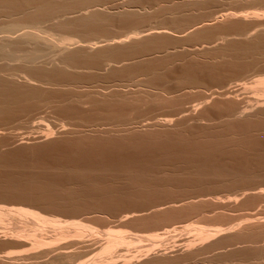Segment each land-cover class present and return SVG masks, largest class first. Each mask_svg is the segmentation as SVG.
I'll return each mask as SVG.
<instances>
[{
  "label": "rangeland",
  "instance_id": "obj_1",
  "mask_svg": "<svg viewBox=\"0 0 264 264\" xmlns=\"http://www.w3.org/2000/svg\"><path fill=\"white\" fill-rule=\"evenodd\" d=\"M61 1L64 2V0ZM61 1L59 2V0H54V4L56 5V3L58 4V2L61 3ZM90 1L92 2V4H90ZM93 1H97V3L95 2V4L97 5H95ZM258 1L260 0H85V2L87 3L84 4V6L92 5L93 9L95 8L97 12H99V20L98 18H96L92 22H84L82 20H79L80 22L77 21V18L79 19L81 14L80 16L78 15L79 17H75V14H79V12L66 13L69 16L71 15L70 19L69 17L67 19V17L65 18V16L67 15L63 13L64 15L62 17V15L59 14V12L61 11H59L56 15H54L55 19H53V17H50L54 21L52 19L47 20L46 18H37L35 20L30 17L31 15L29 16L28 14L29 17H26V19L28 18V20L25 19L24 21H37L39 25H35L40 27H37V29H32H34V32L42 37H45L49 33L50 36L48 34V38L50 37L52 39V37L55 36L56 39L53 38V40L58 41V37H60V35H64L68 36L71 40L75 39V41H80L79 43L84 45H87L90 42L92 44V42H94L98 47H94V50H91L89 48L87 50L85 49L86 51L84 49L83 51L82 49L77 47L78 49L76 48V52L82 50L81 52H79L80 54H74L75 48L73 47L74 50H72L71 53H73L74 51V55L70 54L71 56L69 57V60L71 58V63L67 59V61H69L70 63L69 66H73V68L67 67L68 69L65 72L53 70L54 66H52V64L55 65V62L58 63V61L61 60V55H58V52L55 50L53 51V49L51 48L45 47L44 49V47L39 44H36L34 46L32 45L37 50V56L35 59V64L36 61L37 64L33 65V63L31 66L32 68L35 67V70L31 69L28 64L27 68V65L22 62L21 59L18 62L19 58H14L15 60L10 61L9 58L4 57V59L2 56H0V58L2 57V60L0 59V68L4 70V68L6 67L5 71L7 73L9 71L16 72L13 74L15 75V77H13L14 83L10 82L7 85L10 80H7L8 82H5L6 80H4V78H0L4 80H2V84H6L7 88L9 89L10 87L8 86L12 84V90L18 89L17 91L22 95L21 99H19V101L22 102L21 106L19 104L16 105L17 109L20 110L19 106L22 107L24 105L23 109L21 108L22 112L17 110L16 107H14L15 105H10L8 108L4 109V112H0V206L5 205L6 208L10 206L9 209L17 206L26 208L28 207L29 209L39 211L44 215H54L55 217H58L62 220H79V222H83V224L85 225L88 223L89 225L86 226V230L84 229L81 232L82 234L80 233L81 228L80 230H78L79 232L77 231L78 234H81V237L84 235L83 233H85L87 230L89 231V229L92 231L96 230L97 228V231H87L85 233L86 236H83L81 240V237L77 238L79 239V242H83L80 243L81 247L83 248L80 247V244H76L78 242L76 241V239L73 240L74 242L72 244L69 243V247L71 248H68L70 250H65L67 249L68 244H65L64 246L63 243L72 242V239L79 237L77 233L72 232L75 234V236H73V234L70 232L72 236L69 234V237L67 235L65 236V238L59 239L57 243L51 238L54 236V234H56V229H53V226L49 225L50 227H47L46 224V226H44V224H41L39 222L36 223L35 220L33 221V219L29 217L17 215V217L19 218H14V216H16V213L14 211H11V214L14 213V216L12 215V218L11 214L9 215L10 217L5 215V217L2 216L1 218L0 216V233L2 234H0V257H3L4 253V257L6 254L9 255V251L17 254L19 252L20 255H22V253L24 254V252L28 253V251H30V245L28 246L27 244L23 243V241L18 242L16 240H10L7 237L5 238L3 234L8 229L14 232L28 231V233L35 232V229L37 232L38 230H42L44 231L41 232L42 235H46L47 237L51 238V240L48 241V239L47 242L52 241L53 244L55 243L54 246L56 244H58V246L61 245L62 247H64L65 252L67 251L66 253L70 251L68 256H74L73 258L79 256V259L81 261L88 260V262L86 261V264L89 262V264H102L104 258H108L107 254H103L106 256L102 255V257H100L101 255L99 254L101 242L103 244L107 236L105 233L106 230L104 228L111 227L113 229L120 228L122 230L126 227L125 229H123L125 232H127V229L128 231H131L130 233L127 232L128 234L124 233V236H126L128 239H141V242L137 240L138 242L134 243L136 247H139L141 245H150L153 242V239L149 240L148 237V234L150 232L153 231L154 233L158 232L161 234L162 232H164L165 228H174L175 232L171 231V233L169 232L170 234L167 233L165 236L164 234L160 236L159 244L161 246L158 247V245H156L157 248H155V250L153 249L152 253L150 254L151 257H149L148 255V258L151 259H155V257L159 258H156V261H158L156 264H199V262H202L200 264H209V262L207 261L210 260L212 262H210L211 264H264V260L262 259L260 261V259L258 258L264 255V235H262L264 234V229L255 226L244 227V224H241V222L245 223L244 221L248 217V215L264 212V192H262V195L253 192L254 188L258 186L262 188L264 187V103H262V100L258 98L259 95L257 96L255 92L252 91V87V89H250V87L247 89V86H250L255 78L264 75V37H262L264 35L261 36L260 34L262 31H264V0H261L260 2ZM254 2H256V4ZM89 9L90 8L88 7L87 13L91 12L88 11ZM127 10H130L129 13H131L133 10V12L131 13L132 15L130 14V16H127L129 14ZM254 10L255 13L260 14V18L258 17L259 19L255 20V18H252L251 12H253ZM84 11L86 12V10H81V12ZM228 11L236 14L234 15V18H225V16H223L224 14L228 13ZM125 13H127V15ZM135 13L137 14L135 15ZM245 13H247V17L242 18V14L245 15ZM9 17H13L14 19L12 18V20L19 19L20 21H23L22 19H24L23 15H19L16 17L13 14L11 16H3L2 18H0V23L2 21V23L10 21L11 19ZM135 17L138 18L135 19ZM56 18L60 19L59 23L61 24L58 25V22H56ZM42 19L46 20H44L43 22ZM66 19L67 22L63 23L62 21L65 22ZM73 19H75V21ZM95 20L100 23H97ZM236 24L238 27L236 26ZM214 27L216 29H214ZM219 28H221V30ZM29 29L30 28L27 29L25 27V29L23 28L21 30ZM236 29L237 31H235ZM257 29H260V32H257ZM21 30L17 31L14 35H17ZM136 30L138 32L140 31L139 35L140 37H144V39L140 38L139 35L137 36L136 34L138 33L132 32H137ZM203 31L205 32V34ZM253 31V34L255 35L251 34ZM193 32H195V34ZM127 33L129 34V36H127ZM133 33L136 35V39L137 37H139L137 40L134 39L135 37H132L135 36ZM148 33H151L152 36H149ZM159 33L161 34L159 35ZM211 33L213 35H211ZM52 34L53 36L51 37ZM130 34H132V38L130 37ZM201 35L202 37H200ZM118 36H124V38L125 36H127V40H125L126 43H124L126 46L124 44H121V46L111 45L110 48L106 46L103 49V47L107 43L111 42L107 39H109L110 37V39H114L112 37L118 39ZM221 36L223 38H221ZM130 39L134 41V44L133 42L130 43L132 40L129 42ZM152 39H154L153 41L155 42L151 41ZM253 39L255 42L252 41ZM214 41L217 45L214 43ZM152 42L153 44H151ZM232 42L236 44L234 45ZM18 46H13V48H17H14L15 51L19 49ZM100 46L102 47L99 49ZM206 46H209V48ZM21 47L22 48H20L19 51H21L22 54L28 47L23 44L21 45ZM202 47L205 50H203ZM199 48L202 49L200 50ZM41 49L42 51H40ZM194 49H197L198 51ZM82 52L84 53V56H82ZM2 53L0 55H2ZM17 54H20V52H18ZM179 54L183 55L180 56ZM83 57L85 59H83ZM57 58H59V60ZM50 59L51 61H53L52 64L50 63ZM5 60L6 62H4ZM150 60L153 61H151L150 63ZM230 60L232 61V63ZM90 61L93 63H91ZM168 61L169 63L167 64L166 62ZM110 62L112 66H110ZM17 63H19L20 66ZM22 63L25 67H23ZM50 64L53 69L50 67ZM151 64L153 67L151 66ZM8 65L10 67H8ZM7 67L8 69H12L8 71ZM20 67L22 68L20 69ZM143 68L146 69L144 70ZM28 70L29 72L27 76V72L25 71ZM29 73L31 75L35 73L36 75L34 74L33 76H30ZM0 74L3 73L0 72ZM23 77H27L29 84L31 83V80H29L28 77H34V79H32L34 81V83L32 82V85H34L35 87H30L29 84H25L26 78ZM245 82V85L247 86H245L246 88H243L242 83ZM13 85L16 89L13 87ZM32 87L33 89H31ZM237 87L238 89L234 90V88L236 89ZM47 88L50 90H48ZM224 89L225 92L233 89L232 91H235L236 93L234 94L237 95L234 96L233 94L234 97H232V94H229L231 96L228 95V98L225 99L227 95L223 94L222 91H224ZM145 90H148V93L150 92L149 95L147 94V92H144ZM117 91L120 92L118 93ZM167 91L169 92V94ZM185 91H187V93ZM122 92L126 93H124L125 96L122 94ZM128 92H131L130 95ZM153 92L155 93V95ZM159 92L161 94H157ZM151 93H153V96ZM210 93L212 94V96ZM115 94L118 98L115 97ZM147 95L148 97H146ZM150 95L154 99H152ZM205 95L207 96L208 100L210 99L208 102L207 99L204 98ZM219 95L221 96L218 98ZM122 96L124 97V100L122 99ZM163 97H165V100L163 99ZM176 97H180V100ZM82 98L85 99L83 100ZM77 100H82L81 102L83 103L79 104L80 102H76ZM227 100L229 103L227 102ZM134 101L135 103H133ZM168 101L170 104L168 103ZM75 102L77 104H75ZM103 102L105 103V105ZM166 102L168 104H166ZM39 104L41 105V107ZM194 104H198V108L197 106H195V109H192V106ZM161 105H164V107ZM80 107L86 109H82ZM130 107L131 109L133 108V111L136 112H133ZM123 108L124 113L122 111ZM168 108H172L173 110H170ZM14 109L16 111H13ZM162 109L164 112L162 111ZM182 109H186L184 110V112L187 114L182 112L177 116V113ZM117 111L119 112L117 113ZM108 114L109 116L107 117L106 115ZM33 116L34 119L31 118ZM164 117H170L171 120L163 125L162 123L157 122L158 119ZM114 118H117L118 120H113ZM74 119L76 120V122ZM41 121H45V123L47 122L46 124H48V128H46L45 125L43 126L44 123H42ZM67 121L71 124L66 123ZM37 123L40 126L36 125ZM118 127H120L121 129ZM48 130V134L53 133L52 135L50 134L49 137L48 134L47 136L46 134L43 135V133L48 132ZM100 130L102 131V133ZM225 139H227L228 142ZM79 145L81 146V148ZM151 177L153 181L151 180ZM171 191H173L174 193ZM91 192H93V194H89ZM172 193L174 195H172ZM170 195L172 198L170 197ZM198 195L199 197H202L203 200H205L204 203L200 201V198L195 199L196 202L193 203V206L192 204L186 205L182 201V199L185 200L186 197H198ZM258 195H260L261 197H259ZM205 197L208 199H206ZM161 198H163V200ZM217 198L219 200H217ZM105 199L108 201H105ZM111 199L112 201H110ZM159 200L160 205L165 207L162 208L167 212L162 211V214H158L159 212H153V207L157 204L159 205ZM198 200L200 201V203ZM170 201L171 204H175L173 205L174 208L169 206ZM163 203H167L166 205L169 206V209L172 212H169L170 210L168 209V206L164 205ZM180 203H182V205ZM176 204L178 205L176 206ZM73 210L76 213H74ZM129 212L130 214L135 212L134 214L137 213L138 215L136 214L129 218H121L122 215H124L125 213L128 214ZM147 213L149 216L147 215ZM257 216L262 218L264 216V213L263 215L260 214ZM138 217L140 218V220H136L139 219ZM143 217L144 219H142ZM23 218L26 219L25 221L28 220V222L23 221ZM16 220L20 221L17 222ZM191 221H193L194 223ZM2 222L4 226L6 224L5 227L2 226ZM187 223H190L189 225L191 226L189 227ZM195 224L204 226L205 228H219L220 224L223 228L234 225L236 227V225H238L241 229L237 230V226V228L233 229L235 232H219L220 235H216V239L218 238L219 240H215V238L213 237L211 238V240L209 239L210 241L206 242V240H203L202 242V240L197 239L199 236H197L196 231L194 230ZM185 225L187 228H185ZM180 226L182 227V229ZM92 227H94L95 229H93ZM256 230H259L258 232H261V234L256 232ZM192 231H195V233L193 234ZM7 232H9V230ZM137 233L140 234V236ZM144 233L146 234V236H144ZM94 234L95 236H93ZM98 235L101 236V239ZM90 237L93 239H91ZM88 239H90V242ZM193 239L194 242L191 241ZM187 240L189 244L192 242L190 246L192 245L193 248L192 246L190 247L188 245ZM8 241L10 242L8 243ZM60 241L62 242L60 243ZM92 242L95 244H93ZM214 242L215 244H213ZM260 242L262 244H260ZM18 243H20L21 246ZM52 243H49V245L51 246ZM82 244H85L86 246ZM134 244H130V246L133 245V247H129V249L125 248V246H122V249L121 247H117V250L115 249L117 252L111 253L110 255L113 254L112 256H115L117 254L116 256H118L119 253H125L126 249L132 251L135 249ZM61 246H59L60 251L57 249L54 252L42 256L41 258H39V260L42 259V262L45 260L44 262H46V264H62L60 260L61 256H58L59 252L61 253V251H64ZM128 246L126 245V247ZM81 249H83V251ZM86 249L87 251L85 253ZM97 251H99V253ZM164 251L165 253L163 254ZM54 253H57L56 256H54ZM96 254L97 258L94 257V255L96 256ZM80 255H83V257H81ZM23 256L26 255H22L19 257ZM45 256L46 258L48 257V260L44 258ZM72 257H67L66 259L68 263H66V261L64 263L70 264L72 262L71 264H77L78 261H80L77 257L75 259H72ZM69 258L71 260L70 262ZM101 258L102 261L100 262ZM219 258L223 262H221ZM227 258L229 259L227 260ZM145 259L147 258H143V260ZM163 259H165L166 261L164 260L162 262ZM39 260L37 259V261ZM215 260H219L220 262H216ZM52 261H54L55 263ZM28 262H30V260H28Z\"/></svg>",
  "mask_w": 264,
  "mask_h": 264
},
{
  "label": "bare ground",
  "instance_id": "obj_2",
  "mask_svg": "<svg viewBox=\"0 0 264 264\" xmlns=\"http://www.w3.org/2000/svg\"><path fill=\"white\" fill-rule=\"evenodd\" d=\"M61 0H59V2H60ZM101 1V0H100ZM215 1V0H214ZM253 1V0H252ZM261 1V0H260ZM260 1H258V2H260ZM263 1V0H262ZM58 2V4L56 3V5L54 4V0H0V18H2L3 16H11V15H15L16 17L17 16H19V15H23V18L24 19H22V17H21V19L23 20V21H20L19 19H16V20H12V18L13 17H9L11 20L10 21H8V22H5V23H2L3 21H2V19H1V23H0V54L2 53V51H3V53H2V55H0V56H2L3 58L5 57V58H9V60L11 61V60H15L16 58H19V60H18V62L20 61V59H21V61L22 62H24L26 65L28 64L29 65V67H31L32 66V64L33 65H36L37 64V61H36V64H35V59H36V56H37V50L35 49V47H33L34 45H36V44H39V45H41L42 47H44V49H45V47L46 48H51V49H53V51L55 50V51H57L58 52V55H61V60H59V58H57L58 60V63L57 62H55V65L54 64H52L53 63V61H51V59H50V63L52 64V66H54L53 68L51 67V64H50V67L53 69V70H57V71H59V72H62V71H66L68 68H70V67H72L73 68V66H69L70 65V63H71V58H70V60H69V57L71 56L70 54H72V55H74V54H76V53H79V52H81L83 49L85 50H87L88 48L89 49H91V50H94L93 48L94 47H96L97 45H95V43L94 42H92V44H91V42L89 43V44H87V45H84V44H81V43H79L80 41H75V39L73 40H71L68 36H61L60 35V37H58L57 39H58V41H54L53 40V38L54 39H56V37L55 36H53V34L51 35V37H52V39L49 37L48 38V34L45 36V37H42V36H40L39 34H37V33H35L34 31V29H32V28H35V29H37V27H40V26H36L37 24L39 25V23H37V21H35L37 18L39 19V18H46L47 20H49V19H52V18H50V17H53V19H55L54 18V15H56L59 11H61V12H59V14H61L62 15V17H63V13H70V12H79V14L77 13V14H75V17H79L80 16V14H81V16H80V18L78 19L77 18V21H84V22H87V21H93L94 19H96V18H98L99 17V12H97V10L94 8L93 9V7H92V5L90 6H84V4H86L87 2H85V0H68V1H66V0H64V2L63 1H61V3H59ZM91 2V1H90ZM94 2V1H93ZM96 3H97V1H95ZM95 2H94V4H95ZM217 2V1H216ZM219 2V1H218ZM257 2V3H258ZM253 3V2H252ZM255 4H256V2H254ZM90 4H92V2L90 3ZM101 4V3H100ZM117 4H119V3H117ZM95 5H97V4H95ZM104 5V4H103ZM126 5V4H125ZM94 6V5H93ZM100 6V5H99ZM121 6V5H120ZM88 7L90 8L88 11H91V12H89V13H87V9H88ZM91 7H92V9H91ZM115 7V6H114ZM102 8V7H101ZM110 8V7H109ZM254 8V7H253ZM116 9H117V7H116ZM124 9V8H123ZM81 10L83 11V10H86V12L84 11V12H81ZM96 10V11H95ZM134 10V9H133ZM133 10H132V12H133ZM110 11V10H109ZM128 11V13H129V11L130 10H127ZM135 11V10H134ZM251 11V10H250ZM249 11V12H250ZM258 11V10H257ZM256 11V12H257ZM117 12V11H116ZM122 12V11H121ZM131 12V13H132ZM238 12V11H237ZM131 13H129L128 15H127V13H125L127 16H130V14ZM239 13V12H238ZM241 13V12H240ZM252 13V18H255V20L256 19H259L260 18V14H258V13H255V10L253 11V12H251ZM25 14H26V16H25ZM28 14H29V16L30 17H32L33 19H35V20H31V21H29V22H25L24 20L26 19V17H29L28 16ZM137 13H135V15H136ZM224 14V13H223ZM247 13H245V15L244 14H242V18H246L247 17V15H246ZM262 14V13H261ZM67 16H65V18L67 17V19H68V17H69V19H70V16L68 15V14H66ZM73 15V14H72ZM79 15V16H78ZM121 15H123V14H121ZM132 15V14H131ZM215 15V14H214ZM234 15H236V14H234V13H232V12H229L228 11V13H226V14H224L223 16H225V18H234ZM2 16V17H1ZM118 16V15H117ZM126 16V17H127ZM217 16V15H216ZM218 16H220V15H218ZM251 17V16H250ZM259 17V18H258ZM123 18V17H122ZM136 18H138V17H135V19ZM235 18H236V16H235ZM248 18H249V16H248ZM14 19V18H13ZM46 19H44V20H46ZM52 19V20H53ZM67 19H66V21L64 22V21H62L63 23H66L67 22ZM106 19V18H105ZM213 19H215V18H213ZM238 19V18H237ZM26 20H28V18L26 19ZM43 20V19H42ZM44 20H43V22H44ZM51 20V21H52ZM56 22H58V25L59 24H61V23H59L60 22V19H57L56 18ZM59 20V21H58ZM71 20H72V18H71ZM74 21H75V19H73ZM98 20H99V18H98ZM129 20V19H128ZM221 20V19H220ZM223 20V19H222ZM246 20V19H245ZM41 21V20H40ZM54 21V20H53ZM79 21V22H80ZM96 21V20H95ZM94 21V22H95ZM208 21V20H207ZM234 21V20H233ZM248 21V20H247ZM46 22V21H45ZM56 22H55V24H56ZM83 22V23H84ZM91 22H90V24H91ZM93 22V23H94ZM97 23H100V22H98V21H96ZM103 22V21H102ZM101 22V23H102ZM215 22V21H214ZM30 23V24H29ZM50 23H52V22H50ZM198 23V22H197ZM230 23V22H229ZM229 23H227V24H229ZM251 23V22H250ZM36 24V25H35ZM77 24H79V23H77ZM213 24V23H212ZM218 24V23H217ZM216 24V25H217ZM241 24V23H240ZM42 25H43V23H42ZM50 25V24H49ZM57 25V26H58ZM81 25H82V23H81ZM193 25H195V24H193ZM203 25V24H202ZM232 25V24H231ZM79 26V25H78ZM89 26H91V25H89ZM197 26V25H196ZM201 26V25H200ZM226 26V25H225ZM236 26H237V24H236ZM240 26V25H239ZM255 26V25H254ZM25 27L28 29V28H30L29 30H21V29H25ZM75 27H77V26H75ZM81 27V26H80ZM79 27V28H80ZM190 27V26H189ZM209 27V26H208ZM212 27V26H211ZM222 27H224V26H222ZM238 27V26H237ZM241 27V26H240ZM258 27V26H257ZM187 28V27H186ZM213 28V27H212ZM211 28V29H212ZM231 28V27H230ZM235 28V27H234ZM261 28H263V27H261ZM148 29V28H147ZM204 29V28H203ZM206 29V28H205ZM214 29H216L215 27H214ZM220 30H221V28H219ZM218 29V30H219ZM264 29V28H263ZM19 30H21L17 35H14V34H16V32L17 31H19ZM159 30V29H158ZM184 30V29H183ZM182 30V31H183ZM207 30V29H206ZM258 30V29H257ZM260 30V29H259ZM257 31V32H260V31ZM137 31V30H136ZM142 31V30H141ZM146 31V30H145ZM149 31V30H148ZM190 31H192V30H190ZM189 31V32H190ZM194 31H195V28H194ZM209 31V30H208ZM216 31V30H215ZM235 31H237V29L235 30ZM242 31V30H241ZM245 31V30H244ZM255 31V30H254ZM254 31L251 33V34H253L254 33ZM132 32H134V33H138V34H136L137 36L140 34V31L138 32H135V31H132ZM131 32V33H132ZM155 32V31H154ZM158 32V31H157ZM204 32V31H203ZM251 32V31H250ZM256 32V31H255ZM133 33V34H134ZM194 34H195V32H193ZM197 33V32H196ZM200 33V32H199ZM202 33V32H201ZM207 33V32H206ZM210 33V32H209ZM214 33V32H213ZM243 33V32H242ZM249 33V32H248ZM128 34V33H127ZM149 34V33H148ZM161 33H159V35H160ZM193 34V35H194ZM198 34V33H197ZM204 34H205V32H204ZM204 34H203V36H204ZM208 34V33H207ZM250 34V33H249ZM261 36L262 35H264V31H262L261 33ZM59 35V34H58ZM135 35V34H134ZM136 35L135 36H132V34H130V37L132 36V37H135L134 39H136ZM146 35V34H145ZM151 35V33L149 34V36ZM211 35H213L212 33H211ZM253 35H255V34H253ZM49 36H50V34H49ZM127 36H129V34L127 35ZM127 36H125V38L127 37ZM142 36V35H141ZM152 36V35H151ZM156 36H157V33H156ZM210 36V35H209ZM220 36V35H219ZM239 36V35H238ZM249 36V35H248ZM252 36V35H251ZM250 36V37H251ZM119 37V36H118ZM129 37V38H130ZM131 37V38H132ZM139 37H140V35H139ZM139 37H137V39L139 38ZM197 37H199V36H197ZM200 37H202V35L200 36ZM207 37V36H206ZM234 37V36H233ZM262 37H264V36H262ZM111 38V37H110ZM107 39V40H110L111 42H109V43H105L106 45L103 47V49L107 46V47H109L110 48V46L112 45V46H116V45H119V46H121V44H124V43H126V41L125 40H127V38L125 39L124 38V36H122V37H119L118 39L117 38H115V37H112V38H114V39ZM140 38H142V39H144V37H140ZM150 38V37H149ZM156 38V37H155ZM154 38V39H155ZM221 38H223L222 36H221ZM227 38V37H226ZM228 38H230V37H228ZM239 38H241V37H239ZM243 38V37H242ZM249 38V37H248ZM253 38V37H252ZM136 39V40H137ZM151 39V38H150ZM150 39H148V40H150ZM154 39H152L151 41H153ZM216 39V38H215ZM236 39V38H235ZM245 39V38H244ZM243 39V40H244ZM132 39H130L129 40V42L131 41ZM227 40V39H226ZM256 40H257V38H256ZM260 40V39H259ZM106 41V40H105ZM139 41V40H138ZM137 41V42H138ZM228 41V40H227ZM231 41H232V39H231ZM236 41H238V40H236ZM252 41H254V39L252 40ZM128 42V41H127ZM128 42V43H129ZM133 42V44H134V41L132 40L130 43H132ZM140 42V41H139ZM141 42H143V41H141ZM145 42V41H144ZM150 42V41H149ZM153 42H155V41H153ZM153 42L151 43V44H153ZM156 42H157V39H156ZM208 42V41H207ZM211 42V41H210ZM209 42V43H210ZM251 42V41H250ZM255 42V41H254ZM85 43V42H84ZM147 43V42H146ZM206 43V42H205ZM214 43H215V41H214ZM218 43V42H217ZM229 43V42H228ZM233 44H234V42H232ZM26 45L28 48L25 50V52L24 53H22L21 54V51H19V49L20 48H22L21 47V45ZM148 44V43H147ZM150 44V43H149ZM211 44V43H210ZM216 44V43H215ZM214 44V45H215ZM223 44V43H222ZM231 44V43H230ZM236 44V43H235ZM234 44V45H235ZM259 44V43H258ZM257 44V45H258ZM19 45V46H18ZM33 45V46H32ZM125 45V44H124ZM123 45V46H124ZM139 45V44H138ZM142 45V44H141ZM217 45V44H216ZM215 45V46H216ZM224 45V44H223ZM222 45V46H223ZM228 45V44H227ZM13 46H18L19 47V49L18 50H16L15 51V49H17V48H13ZM126 46V45H125ZM245 46V45H244ZM75 48V53H74V51H73V53H71L72 52V50H74V48ZM80 48V49H82L81 51H77L76 52V48ZM98 47V46H97ZM102 46H100L99 47V49L101 48ZM133 47H135V46H133ZM132 47V48H133ZM201 47V46H200ZM206 47H208L209 48V46H206ZM212 47V46H211ZM247 47V46H246ZM73 48V49H72ZM77 48V49H78ZM129 48V47H128ZM170 48V47H169ZM203 48V47H202ZM201 48V49H202ZM224 48V47H223ZM249 48V47H248ZM247 48V49H248ZM251 48V47H250ZM103 49H101V50H103ZM187 49H188V47H187ZM190 49V48H189ZM193 49V48H192ZM191 49V50H192ZM197 49H198V47H197ZM197 49H194V50H197ZM200 49V48H199ZM200 49V50H201ZM211 49V48H210ZM225 49V48H224ZM228 49V48H227ZM233 49H234V47H233ZM235 49H236V47H235ZM83 50V51H84ZM85 50V51H86ZM98 50V49H97ZM114 50H116V49H114ZM203 50H205L204 48H203ZM212 50V49H211ZM238 50V49H237ZM261 50V49H260ZM20 52V54H17L18 52ZM40 51H42V49L40 50ZM113 51V50H112ZM185 51H187V50H185ZM198 51V50H197ZM208 51V50H207ZM216 51V50H215ZM16 52V53H15ZM94 52V51H93ZM92 52V53H93ZM107 52V51H106ZM105 52V53H106ZM157 52V51H156ZM161 52V51H160ZM177 52V51H176ZM175 52V53H176ZM212 52V51H211ZM251 52V51H250ZM43 53V52H42ZM56 53V52H55ZM96 53H97V51H96ZM95 53V54H96ZM114 53V52H113ZM149 53V52H148ZM147 53V54H148ZM162 53V52H161ZM174 53V54H175ZM178 53V52H177ZM230 53V52H229ZM247 53H248V51H247ZM255 53V52H254ZM80 54V53H79ZM82 56H84V53L82 52ZM91 54V53H90ZM104 54V53H103ZM151 54V53H150ZM173 54V55H174ZM251 54V53H250ZM256 54V53H255ZM264 54V53H263ZM69 55V56H68ZM97 55V54H96ZM180 55V54H179ZM183 55V54H182ZM182 55H180V56H182ZM188 55V54H187ZM237 55H238V52H237ZM254 55V54H253ZM56 56V55H55ZM147 56V55H146ZM155 56V55H154ZM185 56V55H184ZM225 56V55H224ZM240 56V55H239ZM250 56V55H249ZM2 57L0 58L1 60H2ZM41 57H42V55H41ZM68 57V58H67ZM103 57V56H102ZM190 57V56H189ZM253 57V56H252ZM4 58V59H5ZM13 58V59H12ZM15 58V59H14ZM39 58V57H38ZM151 58V57H150ZM184 58V57H183ZM240 58V57H239ZM67 59L70 61V63H69V61H67ZM75 59H78V58H75ZM82 59V58H81ZM80 59V60H81ZM83 59H85L84 57H83ZM144 59V58H143ZM160 59V58H159ZM163 59V58H162ZM161 59V60H162ZM187 59V58H186ZM40 60V59H39ZM74 60V59H73ZM108 60V59H107ZM124 60V59H123ZM141 60V59H140ZM146 60V59H145ZM236 60V59H235ZM239 60V59H238ZM17 61V60H16ZM41 61V60H40ZM47 61V60H46ZM55 61H56V58H55ZM79 61V60H78ZM84 61V60H83ZM94 61V60H93ZM104 61V60H103ZM129 61V60H128ZM149 61V60H148ZM151 61H153V60H150V63H151ZM167 61V60H166ZM231 61V60H230ZM4 62H6V60L4 61ZM14 62V61H13ZM73 62V61H72ZM82 62V61H81ZM91 62V61H90ZM89 62V63H90ZM108 62V61H107ZM141 62V61H140ZM207 62V61H206ZM216 62V61H215ZM214 62V63H215ZM1 63V62H0ZM10 63V62H9ZM74 63V62H73ZM80 63V62H79ZM83 63V62H82ZM84 63H86V62H84ZM91 63H93V62H91ZM125 63V62H124ZM136 63V62H135ZM143 63V62H142ZM167 64L169 63V61L168 62H166ZM184 63V62H183ZM231 63H232V61H231ZM238 63V62H237ZM237 63H234V64H237ZM19 66H20V64L19 63H17ZM39 64V63H38ZM44 64V63H43ZM108 64V63H107ZM110 64V66H112L111 65V62L109 63ZM113 64V63H112ZM121 64H122V62H121ZM144 64V63H143ZM146 64H148V63H146ZM155 64V63H154ZM172 64V63H171ZM202 64H204V63H202ZM210 64V63H209ZM217 64V63H216ZM1 65V64H0ZM7 65V64H6ZM22 65H23V63H22ZM28 65H27V68H28ZM74 65H76V64H74ZM104 65V64H103ZM115 65V64H114ZM197 65H199V64H197ZM215 65V64H214ZM47 66V65H46ZM48 66H49V62H48ZM47 66V67H48ZM106 66V65H105ZM126 66V65H125ZM143 66V65H142ZM148 66H150V65H148ZM151 66H152V64H151ZM156 66V65H155ZM164 66V65H163ZM201 66V65H200ZM212 66V65H211ZM3 67V66H2ZM8 67H10L9 65H8ZM8 67H7V69H8ZM23 67H25L24 65H23ZM40 67V66H39ZM68 67V68H67ZM120 67V66H119ZM134 67H135V65H134ZM138 67V66H137ZM153 67V66H152ZM183 67V66H182ZM209 67V66H208ZM6 68V67H5ZM5 68H4V70L2 69V68H0V72H2L3 74H0V78H4V80H6L5 82H8L7 80H10L8 83H7V85L10 83V82H12V83H14V78L13 77H15V75H13L14 73H16V72H14V71H9V70H11V69H8V71L10 72H6L5 71ZM17 68V67H16ZM22 67H20V69H21ZM26 68V69H27ZM35 68V67H34ZM34 68H32L31 67V69H34ZM105 68V67H104ZM131 68V67H130ZM159 68V67H158ZM184 68V67H183ZM214 68V67H213ZM216 68V67H215ZM6 69V70H7ZM30 69V68H29ZM38 69V68H37ZM109 69V68H108ZM118 69V68H117ZM120 69V68H119ZM144 70L146 69V68H143ZM173 69V68H172ZM208 69H210V68H208ZM217 69V68H216ZM232 69V68H231ZM16 70V69H15ZM24 70V69H23ZM35 70V69H34ZM33 70V71H34ZM70 70V69H69ZM141 70V69H140ZM158 70H160V69H158ZM176 70V69H175ZM174 70V71H175ZM215 70V69H214ZM32 71V70H31ZM37 71V70H36ZM35 71V72H36ZM57 71H55V72H57ZM118 71V70H117ZM116 71V72H117ZM162 71V70H161ZM25 72H27L26 74H27V76H28V72H29V70L28 71H25ZM63 72V73H64ZM70 72V71H69ZM142 72H143V70H142ZM148 72V71H147ZM199 72V71H198ZM241 72V71H240ZM154 73H155V70H154ZM159 73V72H158ZM175 73V72H174ZM186 73V72H185ZM201 73V72H200ZM20 74V73H19ZM30 74V73H29ZM35 74V73H34ZM34 74H30V76H33ZM150 74H152V73H150ZM195 74H198V73H195ZM244 74V73H243ZM17 75V74H16ZM36 75V74H35ZM37 75H38V73H37ZM62 75V74H61ZM180 75H182V74H180ZM212 75V74H211ZM24 76V75H23ZM26 76V75H25ZM67 76H69V75H67ZM150 76V75H149ZM177 76V75H176ZM202 76V75H201ZM233 76V75H232ZM18 77V76H17ZM16 77V78H17ZM21 77V76H20ZM35 77V76H34ZM34 77H32V78H29L28 77V79L29 80H31V83L29 84V82H28V80H27V77H23V78H26V80H25V84H29V86L31 87V86H34V85H32L33 83H34V81L32 80V79H34ZM185 77V76H184ZM6 78V79H5ZM22 78V77H21ZM56 78V77H55ZM181 78V77H180ZM183 78V77H182ZM199 78V77H198ZM57 79H60V78H57ZM188 79V78H187ZM190 79V78H189ZM196 79V78H195ZM2 80L3 79H0V112H4V109H6V108H8L10 105L11 106H14V107H16V105H20L21 106V103L22 102H20L19 101V99H21V97H22V95L21 94H19V92L17 91V90H12L13 88L11 87L12 86V84H10V86H8V87H10V89L9 88H7V86H6V84L4 85V84H2ZM3 80V81H4ZM47 80H49V79H47ZM197 80V79H196ZM18 81V80H17ZM179 81V80H178ZM226 81V80H225ZM33 82V83H32ZM173 82V81H172ZM19 83V82H18ZM200 83V82H199ZM17 84V83H16ZM224 84V83H223ZM228 84V83H227ZM236 84V83H235ZM246 84V82L245 83H242V87L243 88H246L245 86H247V85H245ZM247 84H248V82H247ZM20 85V84H19ZM23 85V84H22ZM139 85V84H138ZM179 85V84H178ZM185 85V84H184ZM229 85V84H228ZM252 85V86H251ZM6 86V87H5ZM21 86V85H20ZM113 86V85H112ZM148 86V85H147ZM199 86V85H198ZM237 86V85H236ZM13 87H14V85H13ZM29 87V88H30ZM35 87V86H34ZM44 87V86H43ZM157 87V86H156ZM159 87V86H158ZM175 87V86H174ZM183 87V86H182ZM192 87V86H191ZM190 87V88H191ZM218 87V86H217ZM224 87H225V85H224ZM227 87V86H226ZM250 87V89H252V91H254L255 92V94L258 96V98L260 99V100H262L261 102L262 103H264V75H262V76H259V77H257V78H255V80L254 81H252V83L250 84V86H247V89ZM252 87V88H251ZM15 88V87H14ZM128 88V87H127ZM163 88V87H162ZM165 88V87H164ZM220 88V87H219ZM230 88V87H229ZM9 89V90H8ZM16 89V88H15ZM31 89H33V87L31 88ZM37 89V88H36ZM42 89V88H41ZM46 89V88H45ZM48 89V88H47ZM94 89V88H93ZM97 89V88H96ZM105 89H106V87H105ZM173 89V88H172ZM182 89V88H181ZM196 89V88H195ZM206 89V88H205ZM213 89V88H212ZM238 89V87L235 89L234 88V90H237ZM30 90V89H29ZM35 90V89H34ZM48 90H50V89H48ZM47 90V91H48ZM89 90H91V89H89ZM100 90V89H99ZM138 90V89H137ZM149 90V89H148ZM148 90L146 91H144V92H147V94L149 95V93H148ZM198 90V89H197ZM233 90V89H232ZM231 89H230V91H226L225 92V89H224V91H222L223 92V94H225V95H227L226 97L225 96H223V97H225V99L226 98H228V95L229 94H232V97H234L235 95H237V94H234V93H236L235 91H232ZM36 91V90H35ZM94 91V90H93ZM92 91V92H93ZM96 91H98V90H96ZM95 91V92H96ZM129 91H131V90H129ZM181 91V90H180ZM214 91V90H213ZM219 91V90H218ZM218 91H217V93H218ZM241 91V90H240ZM240 91H238V92H240ZM37 92V91H36ZM39 92V91H38ZM118 92V91H117ZM120 92V91H119ZM118 92V93H119ZM156 92V91H155ZM168 92V91H167ZM183 92V91H182ZM186 93H187V91H185ZM184 92V93H185ZM189 92V91H188ZM199 92V91H198ZM220 92V91H219ZM115 93V92H114ZM125 93V92H124ZM123 92H122V94L125 96V94H124ZM129 93V92H128ZM127 93V94H128ZM131 93V92H130ZM130 93H129V95H130ZM141 93V92H140ZM154 93V92H153ZM153 93H151L152 94V96H153ZM221 93V92H220ZM121 94V93H120ZM121 94V95H122ZM133 94H136V93H133ZM157 94H161L160 92L159 93H157ZM168 94H169V92H168ZM209 94V93H208ZM211 94V93H210ZM214 94V93H213ZM222 94V95H223ZM233 94H234V96H233ZM239 94V93H238ZM116 95V94H115ZM144 95V94H143ZM148 95L146 96V97H148ZM154 95H155V93H154ZM176 95V94H175ZM188 95V94H187ZM189 95H190V93H189ZM215 95V94H214ZM29 96V95H28ZM33 96V95H32ZM77 96V95H76ZM88 96V95H87ZM106 96V95H105ZM104 96V97H105ZM111 96H113V95H111ZM134 96V95H133ZM132 96V97H133ZM136 96V95H135ZM138 96V95H137ZM151 96V95H150ZM151 96V97H152ZM159 96H161V95H159ZM164 96V95H163ZM183 96V95H182ZM210 96V95H209ZM211 96H212V94H211ZM221 95H219L218 96V98L220 97ZM229 96H231V95H229ZM115 97H117V95L115 96ZM129 97V96H128ZM158 97V96H157ZM186 97V96H185ZM203 97V96H202ZM261 97V98H260ZM31 98V97H30ZM103 98V97H102ZM101 98V99H102ZM106 98V97H105ZM118 98V97H117ZM120 98H121V96H120ZM124 97L122 96V99H123ZM138 98V97H137ZM162 98V97H161ZM165 97H163V99H164ZM169 98H170V96H169ZM168 98V99H169ZM173 98V97H172ZM176 98H178V97H176ZM180 98V97H179ZM178 98V99H179ZM204 98H206L207 99V96L205 95V97ZM80 99H81V97H80ZM83 100L85 99V98H82ZM97 99V98H96ZM126 99V98H125ZM130 99V98H129ZM152 99H154L153 97H152ZM151 99V100H152ZM156 99V98H155ZM185 99V98H184ZM217 99V98H216ZM224 99V100H225ZM238 99V98H237ZM121 100V99H120ZM124 100V99H123ZM132 100V99H131ZM165 100V99H164ZM173 100H175V99H173ZM180 100V99H179ZM181 100H183V99H181ZM197 100V99H196ZM203 100V99H202ZM210 100V99H209ZM208 99H207V102L209 101ZM218 100V99H217ZM222 100V99H221ZM239 100V99H238ZM27 101V100H26ZM30 101V100H29ZM35 101V100H34ZM82 100H77L76 102H80L79 104H82L83 102H81ZM101 101H103V100H101ZM122 101V100H121ZM138 101H140V100H138ZM170 101V100H169ZM169 101H168V103H169ZM185 101V100H184ZM204 101V100H203ZM233 101V100H232ZM32 102V101H31ZM37 102V101H36ZM75 102V104H77ZM84 102H86V101H84ZM99 102H100V100H99ZM98 102V103H99ZM104 102H105V100H104ZM103 102V103H104ZM163 102V101H162ZM181 102V101H180ZM194 102V101H193ZM205 102V101H204ZM206 102V103H207ZM227 102H228V100H227ZM259 102V101H258ZM25 103V102H24ZM27 103V102H26ZM35 103V102H34ZM41 103H43V102H41ZM40 103V104H41ZM102 103V102H101ZM107 103H108V101H107ZM123 103V102H122ZM133 103H135V101L133 102ZM144 103V102H143ZM153 103V102H152ZM164 103V102H163ZM167 102H166V104H168ZM172 103V102H171ZM187 103V102H186ZM196 103V102H195ZM221 103V102H220ZM229 103V102H228ZM234 103H236V102H234ZM261 103V104H262ZM38 104V103H37ZM39 104V105H40ZM87 104H89V103H87ZM100 104V103H99ZM142 104V103H141ZM156 104V103H155ZM160 104H161V102H160ZM165 104V105H166ZM170 104V103H169ZM180 104V103H179ZM181 104H183V103H181ZM185 104V103H184ZM189 104V103H188ZM217 104H218V102H217ZM223 104H224V101H223ZM36 105V104H35ZM43 105V104H42ZM101 105V104H100ZM103 105V104H102ZM104 105H105V103H104ZM103 105V106H104ZM192 105V104H191ZM198 104H194L193 106H192V109L195 107V106H197ZM201 105V104H200ZM199 105V106H200ZM221 105V104H220ZM229 105V104H228ZM19 106V108H20V110L19 109H17V107H16V109L17 110H19V111H21V108L23 109V106L22 107H20ZM48 106H49V104H48ZM51 106V105H50ZM161 106H163L164 107V105H161ZM169 106V105H168ZM171 106V105H170ZM184 106V105H183ZM190 106V105H189ZM203 106V105H202ZM252 106V105H251ZM259 106V105H258ZM40 107H41V105H40ZM84 107H86V106H84ZM136 107V106H135ZM138 107V106H137ZM162 107V108H163ZM178 107V106H177ZM180 107H182V106H180ZM188 107V106H187ZM211 107V106H210ZM217 107V106H216ZM221 107V106H220ZM223 107V106H222ZM229 107V106H228ZM256 107V106H255ZM261 107V106H260ZM12 108V107H11ZM27 108V107H26ZM45 108H46V106H45ZM76 108V107H75ZM78 108V107H77ZM80 108H82V107H80ZM160 108V107H159ZM179 108V107H178ZM177 108V109H178ZM184 108V107H183ZM186 108V107H185ZM190 108V107H189ZM197 108H198V106H197ZM197 108H196V110H197ZM202 108V107H201ZM204 108V107H203ZM219 108V107H218ZM262 108V107H261ZM44 109V108H43ZM82 109H86V108H82ZM130 109H131V107H130ZM136 109V108H135ZM168 109H170V108H168ZM172 109V108H171ZM170 109V110H171ZM195 109V108H194ZM206 109V108H205ZM210 109H212V108H210ZM215 109V108H214ZM228 109V108H227ZM258 109V108H257ZM264 109V108H263ZM46 110V109H45ZM104 110V109H103ZM102 110V111H103ZM124 110V108L122 109V111ZM132 111H133V108L131 109ZM173 110V109H172ZM175 110V109H174ZM180 110V109H179ZM184 110H186V109H184ZM184 110L182 109L180 112H178L177 113V116H178V114L179 113H182V112H184ZM203 110V109H202ZM208 110V109H207ZM223 110V109H222ZM225 110V109H224ZM231 110V109H230ZM12 111V110H11ZM13 111H16L15 109L13 110ZM35 111V110H34ZM80 111V110H79ZM82 111V110H81ZM116 111V110H115ZM162 111H163V109H162ZM165 111H166V109H165ZM178 111V110H177ZM189 111H190V109H189ZM192 111V110H191ZM205 111V110H204ZM215 111H217V110H215ZM218 111H221V110H218ZM8 112V111H7ZM22 112V111H21ZM84 112V111H83ZM119 111H117V113H118ZM121 112V111H120ZM133 112H136V111H133ZM138 112V111H137ZM164 112V111H163ZM167 112H168V110H167ZM171 112V111H170ZM188 112V111H187ZM203 112V111H202ZM229 112H231V111H229ZM35 113V112H34ZM46 113V112H45ZM82 113V112H81ZM80 113V114H81ZM112 113H113V111H112ZM116 113V112H115ZM116 113V114H117ZM123 113H124V111H123ZM131 113V112H130ZM129 113V114H130ZM185 113V112H184ZM198 113V112H197ZM200 113V112H199ZM204 113V112H203ZM225 113V112H224ZM18 114V113H17ZM88 114V113H87ZM106 114V113H105ZM185 114H187V113H185ZM194 114H195V112H194ZM9 115V114H8ZM8 115H7V117H8ZM27 115V114H26ZM131 115H133V114H131ZM157 115V114H156ZM174 115V114H173ZM172 115V116H173ZM176 115V114H175ZM182 115V114H181ZM204 115V114H203ZM6 116V115H5ZM13 116V115H12ZM15 116V115H14ZM17 116V115H16ZM19 116V115H18ZM42 116V115H41ZM43 116H44V114H43ZM72 116V115H71ZM76 116V115H75ZM80 116V115H79ZM107 117L109 116V114L108 115H106ZM122 116V115H121ZM130 116V115H129ZM155 116V115H154ZM153 116V117H154ZM180 116V115H179ZM195 116V115H194ZM0 117H1V115H0ZM101 117V116H100ZM99 117V118H100ZM106 117V118H107ZM113 117H114V115H113ZM120 117V116H119ZM119 117H117V118H119ZM176 117V116H175ZM198 117V116H197ZM31 118H33L34 119V116L33 117H31ZM85 118H87V117H85ZM97 118V117H96ZM116 118V119H117ZM130 118V117H129ZM178 118V117H177ZM187 118V117H186ZM8 119V118H7ZM20 119V118H19ZM30 119V118H29ZM83 119V118H82ZM103 119H104V117H103ZM115 118L113 119V120H116ZM154 119V118H153ZM175 119V118H174ZM3 120V119H2ZM23 120H25V119H23ZM65 120H67V119H65ZM75 120V119H74ZM84 120V119H83ZM88 120V119H87ZM98 120V119H97ZM101 120V119H100ZM100 120H99V122H100ZM118 120V119H117ZM171 119H170V117H164V118H161V119H158L157 120V122L159 123H162V125L163 124H165V123H167L168 121H170ZM177 120V119H176ZM181 120H183V119H181ZM197 120V119H196ZM6 121V120H5ZM19 121V120H18ZM39 121V120H38ZM64 121V120H63ZM102 121V120H101ZM112 121V120H111ZM194 121V120H193ZM16 122V121H15ZM30 122H31V120H30ZM33 122H34V120H33ZM36 122V121H35ZM42 122V121H41ZM75 122H76V120H75ZM93 122V121H92ZM94 122H96V121H94ZM110 122V121H109ZM108 122V123H109ZM117 122V121H116ZM119 122V121H118ZM146 122H148V121H146ZM181 122V121H180ZM183 122V121H182ZM9 123V122H8ZM17 123V122H16ZM39 123V122H38ZM36 124V125H39V124ZM42 123H44L43 124V126L45 125L46 126V128H48V124H46L45 123V121L44 122H42ZM42 123H40V124H42ZM66 123H70V122H66ZM78 123V122H77ZM81 123V122H80ZM107 123V122H106ZM120 123H122V122H120ZM157 123V124H158ZM174 123V122H173ZM195 123H197V122H195ZM62 124V123H61ZM71 124V123H70ZM113 124V123H112ZM114 124H115V122H114ZM155 124V123H154ZM156 124V125H157ZM32 125V124H31ZM35 125V126H36ZM63 125V124H62ZM68 125V124H67ZM107 125V124H106ZM159 125V124H158ZM177 125V124H176ZM187 125V124H186ZM195 125V124H194ZM40 126V125H39ZM90 126V125H89ZM101 126H102V122H101ZM114 126V125H113ZM132 126H134V125H132ZM143 126V125H142ZM42 127V126H41ZM62 127V126H61ZM112 128V127H111ZM118 128H120V127H118ZM34 129H35V127H34ZM62 129H64V128H62ZM69 129V128H68ZM91 129V128H90ZM106 129V128H105ZM121 129V128H120ZM127 129V128H126ZM46 130V129H45ZM66 130V129H65ZM102 130V129H101ZM100 130V131H101ZM107 130V129H106ZM42 131V130H41ZM69 131V130H68ZM83 131V130H82ZM108 131V130H107ZM125 131V130H124ZM131 131H133V130H131ZM43 132V131H42ZM97 132V131H96ZM129 132V131H128ZM49 133V130H48V132H46V133H43V135H45L46 134V136H47V134ZM74 133V132H73ZM101 133H102V131H101ZM104 133V132H103ZM107 133V132H106ZM109 133V132H108ZM51 135L53 134V133H50ZM50 134H48V137L50 136ZM105 134V133H104ZM40 135H41V132H40ZM45 136V137H46ZM215 137H216V135H215ZM226 137V136H225ZM47 138V137H46ZM227 138H229V137H227ZM232 139V138H231ZM178 140V139H177ZM222 140V139H221ZM225 140H227V139H225ZM223 141V140H222ZM222 141H221V143H222ZM218 142H219V140H218ZM218 142H216V143H218ZM224 142V141H223ZM227 142H228V140H227ZM80 143V142H79ZM81 145H82V143H81ZM77 146V145H76ZM80 146V145H79ZM78 147V146H77ZM219 147H221V146H219ZM80 148H81V146H80ZM80 148H78V149H80ZM213 148V147H212ZM70 149V148H69ZM71 150V149H70ZM73 152V151H72ZM176 157V156H175ZM96 168V167H95ZM98 168V167H97ZM85 169H86V166H85ZM155 169V168H154ZM161 169H163V168H161ZM88 170V169H87ZM150 170H153V169H150ZM161 171V170H160ZM224 171V170H223ZM86 172V171H85ZM139 172V171H138ZM156 172V171H155ZM87 175V174H86ZM132 179V178H131ZM151 180L153 181V179H152V177H151ZM133 181V180H132ZM145 181V180H144ZM151 181V182H152ZM261 181V180H260ZM259 181V182H260ZM33 183V182H32ZM131 183V182H130ZM60 184V183H59ZM257 184H258V182H257ZM147 185V184H146ZM65 186V185H64ZM256 186H258V185H256ZM124 187V186H123ZM140 187V186H139ZM150 187V186H149ZM255 187V186H254ZM264 188V187H263ZM262 187H256V188H254V191L253 192H255L256 194H260V195H262L263 193L262 192H264ZM33 189V188H32ZM93 189V188H92ZM141 189V188H140ZM144 189V188H143ZM241 189V188H240ZM118 190H119V188H118ZM124 190V189H123ZM147 190H149V189H147ZM250 190V189H249ZM91 191V190H90ZM94 191V190H93ZM197 191V190H196ZM242 191V190H241ZM41 192V191H40ZM116 192V191H115ZM171 192H173V191H171ZM251 192V191H250ZM249 192V193H250ZM252 192V193H253ZM20 193H21V191H20ZM23 193V192H22ZM33 193V192H32ZM37 193V192H36ZM39 193V192H38ZM106 193V192H105ZM104 193V194H105ZM141 193V192H140ZM174 193V192H173ZM172 193V195H174ZM177 193V192H176ZM248 193V192H247ZM246 193V194H247ZM89 194H93V192H91V193H89ZM116 194V193H115ZM209 195V194H208ZM239 195V194H238ZM245 195V194H244ZM253 195V194H252ZM260 195H258L259 197H261ZM16 196H18V195H16ZM32 196V195H31ZM99 196V195H98ZM106 196V195H105ZM112 196V195H111ZM115 196V195H114ZM122 196V195H121ZM147 196V195H146ZM155 196V195H154ZM157 196V195H156ZM160 196V195H159ZM169 196V195H168ZM200 196H203V195H200ZM251 196V195H250ZM29 197V196H28ZM102 197V196H101ZM117 197V196H116ZM170 197H171V195H170ZM169 197V198H170ZM174 197H176V196H174ZM211 197V196H210ZM239 197V196H238ZM258 197V198H259ZM42 198V197H41ZM52 198V197H51ZM50 198V199H51ZM71 198V197H70ZM91 198V197H90ZM95 198V197H94ZM103 198H104V196H103ZM115 198V197H114ZM122 198V197H121ZM156 198V197H155ZM172 198V197H171ZM197 198H200V201H202L203 203H204V201L205 200H203L202 199V197H199V195H198V197L197 196H193V197H190V198H187L186 197V199L185 200H183L182 198V201H183V203L184 204H186V205H190V204H192V206H193V203L194 202H196V200L195 199H197ZM206 198V197H205ZM214 198V197H213ZM220 198V197H219ZM223 198V197H222ZM229 198V197H228ZM246 198V197H245ZM55 199H57V198H55ZM60 199H61V197H60ZM73 199V198H72ZM162 200H163V198H161ZM178 199V198H177ZM177 199H176V202H177ZM202 199V200H201ZM206 199H208V198H206ZM236 199H238V198H236ZM241 199H242V197H241ZM46 200H48V199H46ZM63 200H66V199H63ZM78 200V199H77ZM93 200V199H92ZM98 200V199H97ZM123 200V199H122ZM127 200V199H126ZM152 200V199H151ZM210 200V199H209ZM209 200H208V202H209ZM213 200V199H212ZM211 200V201H212ZM217 200H219L218 198H217ZM230 200V199H229ZM258 200V199H257ZM256 200V201H257ZM11 201V200H10ZM27 201H29V200H27ZM84 201V200H83ZM105 201H108V200H106L105 199ZM110 201H112V199L110 200ZM168 201V200H167ZM174 201V200H173ZM180 201V200H179ZM199 201V200H198ZM200 201H199V203H200ZM42 202V201H41ZM71 202V201H70ZM91 202V201H90ZM100 202V201H99ZM104 202V201H103ZM218 202H220V201H218ZM221 202H222V199H221ZM237 202V201H236ZM5 203V202H4ZM81 203H83V202H81ZM107 203V202H106ZM167 203H169V202H167ZM167 203H163L164 205H166ZM174 203V202H173ZM202 203V204H203ZM214 203V202H213ZM7 204V203H6ZM27 204V203H26ZM46 204H47V202H46ZM104 204V203H103ZM108 204V203H107ZM162 204V205H163ZM181 205H182V203H180ZM201 204V205H202ZM208 204V203H207ZM81 205V204H80ZM91 205V204H90ZM95 205V204H94ZM93 205V206H94ZM111 205V204H110ZM159 205H160V200H159ZM158 204L156 205V206H154L153 208H154V210H153V212H159L158 214H162V211L164 212V211H166V210H164L163 208H165V207H163V206H159ZM173 205H175V204H171V201H170V205L169 206H171V207H173L174 208V206ZM178 204H176V206H177ZM4 206V207H3ZM21 206H23V205H21ZM92 206V207H93ZM97 206V205H96ZM166 206H168V205H166ZM169 206H168V209H169ZM180 206V205H179ZM8 207V206H7ZM76 207V206H75ZM163 207V208H162ZM182 207V206H181ZM199 207V206H198ZM10 208V206L8 207V208H6L5 207V205H1L0 206V216H1V218H2V216L3 217H5V215H7V216H9L12 212L11 211H14L15 213H16V216H14V213L13 214H11V218H12V215L14 216V218H19V217H17V215H19V216H24V217H29V218H31V219H33V221L35 220L36 221V223L37 222H39V223H41V224H44V226H46L47 225V227H50V226H53L54 228L53 229H56V234H54V236H53V233H52V236L53 237H51L52 238V240H55L57 243H58V241H59V239H62V238H65V236H67L68 235V237L71 235L72 236V234H73V236H75V234L74 233H72V232H75V233H77V231L78 230H80V228H81V231H80V233L86 228V226H88L89 224L87 223L86 225L85 224H83V222L81 223V222H79V220L78 221H76V220H70L69 221V219L66 221V219L64 220H62V219H60V218H58V217H55L54 215H52V216H49V215H44V214H42V213H40L39 211H36V210H33V209H29L28 207L26 208V207H20V206H17V207H13L12 209H9ZM54 208V207H53ZM73 209V208H72ZM83 209V208H82ZM95 209V208H94ZM162 209V210H161ZM167 209V208H166ZM178 209V208H177ZM176 209V210H177ZM183 209V208H182ZM193 209V208H192ZM264 209V208H263ZM131 210V209H130ZM161 210V211H160ZM170 210V209H169ZM189 210V209H188ZM87 211V210H86ZM113 211V210H112ZM142 211V210H141ZM190 211V210H189ZM49 212V211H48ZM68 212V211H67ZM73 212H74V210H73ZM143 212V211H142ZM167 212V211H166ZM169 212H172L171 210L169 211ZM195 212V211H194ZM193 212V213H194ZM50 213V212H49ZM61 213V212H60ZM74 213H76V212H74ZM92 213V212H91ZM135 213V212H134ZM134 213H132V214H130V212L127 214V213H125L124 215H122L121 216V218L123 219V218H129V217H132V216H134V215H136V214H134ZM149 213V212H148ZM148 213H147V215H148ZM154 213V214H155ZM202 213V212H201ZM263 213L264 212H259V213H255V214H252V215H248V217L245 219V223H243V222H241V224H244L243 226L244 227H248V226H255V227H259V228H262V229H264V216L262 217V218H260V217H258L257 215H260V214H262L263 215ZM59 214V213H58ZM73 214V213H72ZM140 214V213H139ZM144 214V213H143ZM250 214V213H249ZM70 215V214H69ZM82 215V214H81ZM138 215V214H137ZM142 215V214H141ZM147 215H144V216H147ZM150 215H151V213H150ZM78 216V215H77ZM149 216V215H148ZM154 216V215H153ZM155 216H158V215H155ZM166 216H167V214H166ZM202 216V215H201ZM227 216V215H226ZM247 216V215H246ZM10 217V216H9ZM74 217V216H73ZM135 217H137V216H135ZM171 217V216H170ZM11 218H10V220H11ZM20 218H22V217H20ZM139 218V217H138ZM151 218V217H150ZM159 218V217H158ZM227 218V217H226ZM5 219V218H4ZM117 219V218H116ZM122 219H121V221H122ZM132 219V218H131ZM142 219H144V217L142 218ZM21 220V219H20ZM20 220H16L17 222H19ZM26 219H24L23 218V221H25ZM136 220H140V218L139 219H136ZM135 220V221H136ZM151 220V219H150ZM208 220V219H207ZM149 221V220H148ZM1 222V221H0ZM12 222V221H11ZM25 222H28V220L27 221H25ZM191 222H193V221H191ZM213 222H215V221H213ZM229 222V221H228ZM231 222V221H230ZM5 223V222H4ZM39 223H38V225H39ZM144 223H145V221H144ZM194 223V222H193ZM192 223V224H193ZM197 223V222H196ZM207 223V222H206ZM10 224V223H9ZM46 224V225H45ZM132 224H133V222H132ZM190 224V223H189ZM188 223H187V225H189ZM199 224V223H198ZM201 224V223H200ZM213 224H215V223H213ZM0 225H1V223H0ZM50 225V226H49ZM136 225V224H135ZM140 225V224H139ZM194 225V224H193ZM212 225V224H211ZM219 225V224H218ZM2 226H4V224H3V222H2ZM5 226H6V224H5ZM4 226V227H5ZM42 226V225H41ZM92 226V225H91ZM191 225H189V227H190ZM214 226V225H213ZM220 227H221V224L219 225ZM237 226L238 225H236V227H235V225L234 226H229V227H227V228H223V227H217V228H205L204 226H201V225H196L195 224V227H194V230L196 231V234H197V236H199L197 239H200V240H202V242H203V240H206V242L207 241H210L211 240V238H215V240H217L216 239V235L217 234H219V232H231V231H233V232H235L233 229L234 228H237ZM242 226V225H241ZM7 227H9V226H7ZM6 227V228H7ZM22 227V226H21ZM27 227V226H26ZM29 227V226H28ZM37 227V226H36ZM109 227V226H108ZM117 227V226H116ZM122 227V226H121ZM167 227V226H166ZM168 227H170V226H168ZM181 227V226H180ZM210 227V226H209ZM30 228H32V227H30ZM72 228V229H71ZM89 228H91V227H89ZM93 229H95L94 227H92ZM104 228V227H103ZM126 228V227H125ZM125 228H123V229H125ZM185 228H187L186 227V225H185ZM27 229H29V228H27ZM88 229V228H87ZM105 230H106V238H105V240H104V242H103V244H102V242H101V247H100V253H99V251H97L101 256L100 257H102V255L103 254H107V256H108V258L107 259H105L104 258V263L105 264H156L158 261H156V258L157 259H159L158 257H155V259L153 258V259H151V258H148V255H149V257H151L150 256V254L152 253V251H153V249L155 250V248H157V246L156 245H158V247H160L161 245L159 244L160 243V236H162L163 234H164V236L167 234V233H171V231H173V232H175L174 230V228H172V229H167V228H165V230H164V232H162L161 234L160 233H154L153 231V233L152 232H148L149 234H148V237H149V240H151V239H153L152 241V243L150 244V245H146V246H144V245H141V246H139V247H136V245L134 244V243H136V242H141V239H139V238H135V239H128L126 236H124V233H127V232H129L130 233V231H128V229L126 230L127 232H125L123 229L121 230L120 228H104ZM181 229H182V227H181ZM189 229V228H188ZM239 229H241V228H239V226H238V228H237V230H239ZM9 230V232H7ZM4 234H3V236H5V238L7 237V238H9L10 240L12 239V240H16V241H20V242H22L23 241V243H25V244H27L28 246H29V250L30 251H28V253L27 252H24V254L22 253V255H26V256H23V257H19V256H22V255H20V253L18 252V254L17 253H12V251L10 252L9 251V255H5V257H6V259H5V257H4V254H3V257H4V259H3V257H0V264H46V262H42V259L41 260H39V258H41L42 256H44V255H47V254H49V253H51V252H54V251H56L57 249L59 250L60 249V247L59 246H61V245H59L58 246V244H56L55 246H54V244L52 243V241L51 242H47V240L48 241H50L51 240V238L50 237H47L46 235H42V233L41 232H44V231H40V230H38V232L36 231V229H35V232H37V233H35V232H30V233H28V231L27 232H23V231H17V232H14V231H10V229H8ZM24 230V229H23ZM86 230V229H85ZM100 230V229H99ZM98 230V231H99ZM140 230V229H139ZM152 230V229H151ZM177 230V229H176ZM1 231H4V230H1ZM25 231V230H24ZM53 231V230H52ZM88 231V230H87ZM86 231V232H87ZM92 231H97V228H96V230H92ZM90 229H89V231L88 232H92ZM150 231V230H149ZM181 231V230H180ZM183 231V230H182ZM195 231H192V233L194 234L195 233ZM241 231V230H240ZM242 231H243V229H242ZM259 230H256V232H258ZM46 232V231H45ZM72 234H71V233ZM79 232V231H78ZM85 232V233H86ZM142 232H144V231H142ZM141 232V233H142ZM186 232H188V231H186ZM223 232V233H224ZM229 232V233H230ZM237 232V231H236ZM3 233V232H2ZM55 233V232H54ZM78 234L77 233V235H79V237H76L75 239H72V242H67V243H63L64 244V246H65V244H68L67 245V249H65V250H68L69 248H71V247H69V243H73L74 241L73 240H76L77 238H80L81 236V234ZM85 233H83L84 235L83 236H86L85 235ZM94 233V232H93ZM98 233V232H97ZM136 233V232H135ZM169 233V234H170ZM241 233H243V232H241ZM258 233H260L261 234V232H258ZM1 234V233H0ZM48 234V233H47ZM49 234H51V233H49ZM70 234V235H69ZM90 234V233H89ZM92 234V233H91ZM128 234V233H127ZM134 234V233H133ZM138 234V233H137ZM143 234V233H142ZM141 234V235H142ZM145 234V233H144ZM196 234H195V236H196ZM235 234V233H234ZM2 235V234H1ZM101 235V234H100ZM100 235H98L99 236V238L101 237ZM139 236H140V234H138ZM220 235V234H219ZM230 235H232V234H230ZM262 235H264V234H262ZM261 235V236H262ZM51 236V235H50ZM82 236V237H83ZM93 236H95V234L93 235ZM92 236V237H93ZM137 236V235H136ZM143 236V235H142ZM144 236H146V234L144 235ZM143 236V237H144ZM163 236V237H164ZM169 236V235H168ZM223 236V235H222ZM221 236V237H222ZM225 236V235H224ZM227 236V235H226ZM260 236V237H261ZM82 237L80 238V240L82 239ZM105 237V236H104ZM162 237V238H163ZM218 237V236H217ZM220 237V236H219ZM258 237V236H257ZM91 238V237H90ZM263 238V237H262ZM91 239H93V238H91ZM95 239V238H94ZM101 239V238H100ZM103 239V238H102ZM210 239V240H209ZM224 239V238H223ZM237 239V238H236ZM66 240V239H65ZM79 239H77L76 241H78ZM89 240V242H90V239H88ZM134 240H135V242H134ZM138 240V241H137ZM168 240V239H167ZM219 240V239H218ZM220 240H221V238H220ZM226 240H227V238H226ZM262 240V239H261ZM15 241V242H16ZM96 241V240H95ZM162 241V240H161ZM192 242H194V239L193 240H191ZM190 241V242H191ZM198 241V240H197ZM10 241H8V243H9ZM13 242V241H12ZM62 241H60V243H61ZM79 242V241H78ZM76 243V244H80L81 242H79V243ZM185 242V241H184ZM187 242H188V240H187ZM191 242V243H192ZM212 242V241H211ZM221 242V241H220ZM238 242V241H237ZM254 242V241H253ZM17 243V242H16ZM49 243H52L51 244V246L49 245ZM83 243V242H82ZM93 243V242H92ZM158 243V244H157ZM190 243V244H191ZM209 243V242H208ZM19 245H20V243H18ZM70 244V245H71ZM75 244V243H74ZM93 244H95V243H93ZM130 244H134L135 245V249L134 250H127V249H129V247H133V245L132 246H130ZM140 244H142V243H140ZM140 244H138V245H140ZM144 244V243H143ZM165 244H166V242H165ZM190 244H189V242H188V245L190 246ZM213 244H215V242L213 243ZM237 244V243H236ZM240 244V243H239ZM260 244H262L261 242H260ZM16 245V244H15ZM19 245H17V246H19ZM82 245H85V244H82ZM126 245L128 246V247H126ZM137 245V246H138ZM187 245V244H186ZM209 245H212V244H209ZM14 246V245H13ZM21 246V245H20ZM58 246V247H57ZM73 246V245H72ZM86 246V245H85ZM122 246H125V248H127L126 249V252L125 251H123V252H125V253H123V254H118V256H112V255H110L111 253H114V252H117L116 250V248L117 247H121V249L123 248ZM155 246V247H154ZM163 246H166V245H163ZM192 246V245H191ZM190 246V247H191ZM215 246V245H214ZM224 246V245H223ZM234 246V245H233ZM24 247H25V245H24ZM69 247V248H68ZM74 247V246H73ZM80 247H81V244H80ZM89 247V246H88ZM154 247V248H153ZM170 247V246H169ZM188 247V246H187ZM186 247V248H187ZM2 248H4V247H2ZM16 248H18V247H16ZM27 248V247H26ZM61 248H63V250H64V247H62L61 246ZM81 248H83V247H81ZM85 248V247H84ZM87 248V247H86ZM98 248V247H97ZM124 248V249H125ZM162 248H164V247H162ZM192 248H193V246H192ZM206 248H207V246H206ZM208 248H209V246H208ZM234 248V247H233ZM22 249H23V247H22ZM91 249V248H90ZM89 249V250H90ZM113 249H114V251H113ZM116 249V250H115ZM123 249V250H124ZM133 249V248H132ZM218 249V248H217ZM216 249V250H217ZM228 249V248H227ZM226 249V250H227ZM231 249V248H230ZM20 250V249H19ZM25 250V249H24ZM62 250V249H61ZM65 250L62 252L61 251V253L59 252L58 253V251H57V253H58V256L60 255L61 256V262H62V264H66V263H68V261H67V257H72V256H68V254H69V252L68 253H66L65 252ZM70 250V249H69ZM82 251H83V249H81ZM119 250V249H118ZM199 250V249H198ZM13 251H16V250H13ZM18 251V250H17ZM60 251V250H59ZM86 251H87V249L85 250V253H86ZM163 251V250H162ZM236 251V250H235ZM30 252V253H29ZM168 252V251H167ZM57 253H54L55 255L54 256H56V254ZM84 253V252H83ZM84 253V254H85ZM97 253V254H98ZM102 253V254H101ZM155 253V252H154ZM160 253H161V251H160ZM165 253V251L163 252V254ZM192 253H193V251H192ZM217 253V252H216ZM234 253V252H233ZM252 253V252H251ZM29 254V255H28ZM71 254V253H70ZM79 254V253H78ZM83 254V255H84ZM97 254H96V256L94 255V257H96L97 258ZM83 255H80L81 257H83ZM88 255V254H87ZM86 255V256H87ZM159 255V254H158ZM193 255V254H192ZM216 255V254H215ZM219 255V254H218ZM236 255V254H235ZM238 255V254H237ZM48 256H50V255H48ZM54 256H52V257H54ZM58 256H57V258H58ZM103 256H106V255H103ZM156 256V255H155ZM165 256V255H164ZM74 257V256H73ZM72 257V259H75L76 257L79 259V256H76L75 258H73ZM217 257H219V256H217ZM230 257V256H229ZM45 259H47L46 258V256L44 257ZM60 258V257H59ZM70 258H69V262L71 261L70 260ZM86 258V257H85ZM85 258H83V259H85ZM89 258V257H88ZM92 258V257H91ZM90 258V259H91ZM95 258V259H96ZM99 258V257H98ZM143 258H147V259H145V260H143ZM166 258V257H165ZM240 258H241V256H240ZM250 258H252V257H250ZM250 258H249V260H250ZM259 259H260V261L263 259L264 260V255L263 256H260V257H258ZM37 259L39 260V261H37ZM66 259V260H65ZM82 259V258H81ZM87 259V258H86ZM89 259V260H90ZM168 259V258H167ZM200 259V258H199ZM213 259V258H212ZM229 258H227V260H228ZM243 259H245V258H243ZM28 260H30V262H28ZM48 260V259H47ZM52 260H53V258H52ZM56 260V259H55ZM54 260V261H55ZM57 260H59V259H57ZM80 260V259H79ZM161 260V259H160ZM165 259H163L162 260V262L164 261ZM219 260H220V258H219ZM218 260V261H219ZM223 260V259H222ZM231 260V259H230ZM235 260V259H234ZM25 261H27V262H25ZM54 261H52V262H54ZM66 261V263H64ZM87 262H88V260H86ZM86 261H78V263L77 264H86ZM102 261V258H101V260H100V262ZM166 261V260H165ZM192 261V260H191ZM194 261V260H193ZM201 261H203V260H201ZM216 261V260H215ZM218 261H216V262H218ZM221 261V260H220ZM219 261V262H220ZM225 261V260H224ZM259 261V262H260ZM48 262V261H47ZM50 262V261H49ZM58 262V261H57ZM61 262H59V263H61ZM80 262V263H79ZM92 262V261H91ZM102 262V264H104ZM168 262V261H167ZM171 262V261H170ZM207 262H209V264H211L212 262H211V260L210 261H207ZM211 262V263H210ZM221 262H223V261H221ZM238 262V261H237ZM254 262V261H253ZM263 262V261H262ZM55 263V262H54ZM72 263V262H71ZM70 263V264H71ZM90 263V262H89ZM89 263H87V264H89ZM95 263H96V261H95ZM98 263V262H97ZM188 263V262H187ZM200 263H202V262H199V264ZM228 263V262H227ZM235 263V262H234ZM247 263V262H246ZM49 264H51V263H49ZM159 264H161V263H159ZM195 264V263H194ZM219 264V263H218ZM225 264V263H224ZM250 264V263H249ZM262 264V263H261Z\"/></svg>",
  "mask_w": 264,
  "mask_h": 264
}]
</instances>
